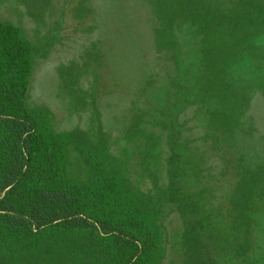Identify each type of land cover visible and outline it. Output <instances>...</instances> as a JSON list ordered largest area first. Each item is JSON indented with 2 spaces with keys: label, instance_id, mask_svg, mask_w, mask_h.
I'll return each instance as SVG.
<instances>
[{
  "label": "rangeland",
  "instance_id": "obj_1",
  "mask_svg": "<svg viewBox=\"0 0 264 264\" xmlns=\"http://www.w3.org/2000/svg\"><path fill=\"white\" fill-rule=\"evenodd\" d=\"M30 5L0 0V22L36 47L26 103L46 109L52 130L87 131L107 147L125 189L156 211L160 264H190L183 231L201 219L203 264H264V32L252 56L229 67L248 101L224 124L212 116L221 103L200 91V36L189 23L176 20L173 46L159 50L149 0H44L33 12ZM82 169L72 146L68 171ZM239 184L248 204L235 223L241 215L231 213L230 197ZM190 199L200 203L195 215ZM243 237L251 246L237 258Z\"/></svg>",
  "mask_w": 264,
  "mask_h": 264
},
{
  "label": "trees",
  "instance_id": "obj_2",
  "mask_svg": "<svg viewBox=\"0 0 264 264\" xmlns=\"http://www.w3.org/2000/svg\"><path fill=\"white\" fill-rule=\"evenodd\" d=\"M22 1L33 12L44 0ZM149 1L159 21L157 49L173 46L176 20L195 28L200 91L221 103L212 116L227 124L236 112L231 108L248 101L229 67L258 49L262 0ZM35 51L17 26L0 22V264H160L164 247L156 211L149 199L125 189L107 147L87 131L52 130L46 109L26 103ZM72 146L83 164L77 176L68 171ZM240 187L230 197L231 213L241 215L233 216L235 223L245 219L248 204ZM186 204L192 215L200 208L194 199ZM203 221L183 231L193 251L190 264H203ZM234 246L235 256L245 258L251 244L243 237Z\"/></svg>",
  "mask_w": 264,
  "mask_h": 264
}]
</instances>
